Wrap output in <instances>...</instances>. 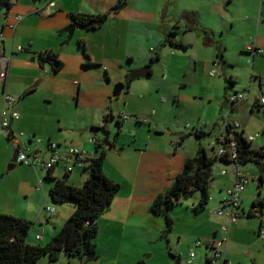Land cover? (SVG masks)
<instances>
[{
  "label": "crops",
  "instance_id": "0c3cea01",
  "mask_svg": "<svg viewBox=\"0 0 264 264\" xmlns=\"http://www.w3.org/2000/svg\"><path fill=\"white\" fill-rule=\"evenodd\" d=\"M205 1L197 0L196 3L202 6ZM123 3V0H41L38 3L16 0L11 9L0 14V69L7 70L8 74L6 81H0V112L5 107L3 95L7 94L15 100L12 111L21 116L19 120H14L11 133L17 138L22 136L21 146L27 147L32 159H42L40 146L46 144L50 156L47 162L52 157L50 144H57L61 150L76 147L89 153L96 152L97 145H101L106 153L104 171L109 179L121 186L111 208L98 221L96 258L86 262L62 254L57 261L45 257L38 264H190L191 250L196 255L193 264H208L211 244L216 238L226 236L222 226L229 223L217 217L215 221H199L195 225L191 222L185 231L177 233V243L174 245L169 235L172 229L168 232L167 224L161 219L163 217L151 213L153 202L172 188L177 176L183 172L186 160L196 156L186 150L190 133L183 130L178 134L179 138L173 141L165 138L158 123H153L155 117L157 119L162 111L165 112L169 94L164 92L166 95H161L163 89L147 79L153 77L154 67L164 57L173 53H190V62L196 68L201 63L205 65L210 78H217L220 71L224 79L220 83L223 88L221 97L208 89L203 92L209 103L215 104L216 113L219 110L217 122L221 123V133L217 139L226 132L222 117L231 110L228 102L230 95L243 93L245 99L232 110L229 123L240 124V128L234 131L250 143L252 151L264 149V55L247 50L251 44L264 51V0H243L233 9L228 7L233 0L225 7L216 0L210 11L215 16L211 26L202 21L200 7L186 6L179 11L173 0H129L125 8L114 11ZM51 4H54L55 13L43 16L40 12ZM106 14L107 19L96 30H85L71 20V15ZM17 17L22 20L18 21ZM225 19L230 22L232 31L239 32L240 41L231 52L245 54L247 62L243 61V65L249 74L248 80L236 73L237 63L229 59V45L224 40L218 41L220 53L216 56L217 63H214V50L202 48L216 45L213 33H225L221 27ZM70 26H75L71 41L66 32ZM196 26L204 28L203 37L199 40L190 36ZM170 33H175V42L186 48L169 45L166 40ZM197 53L211 57L202 60ZM48 54L56 56L61 62L58 72H54L53 66L42 59ZM220 54L223 64L220 63ZM152 60L157 61L152 72L149 71L150 76L132 80L127 87L129 74L146 69ZM213 71L217 72L214 77L211 76ZM231 81L233 86L230 85ZM120 84H124V89L117 99L125 107L112 112L110 99ZM213 84L219 88V83L214 81ZM56 98H62L69 104L76 103L77 110L80 109L82 122L73 131V145H61L62 139L58 136L51 113L38 115L30 112L31 106L52 105ZM176 104L175 98L172 105ZM147 105L154 108L152 113L146 108ZM162 107L157 115L155 108ZM121 115L148 117L151 124L145 126L134 120L132 144L118 145L124 124L132 122V119L122 121ZM111 119L122 123L119 136L114 142L110 141V146H103L104 140L97 138L94 129L101 128L100 122ZM210 127L216 129L214 125ZM23 137L28 139L23 141ZM95 137L97 144L91 143ZM7 141L10 144L2 142L0 148V214L32 222L34 227L29 242L45 247L63 229L75 208L71 205L57 206L59 208L56 210L53 208L54 213L49 212V191L52 187L45 191L42 182L40 188L39 182L43 181L41 166L17 165L16 173L7 176L6 169L12 161L10 152L14 149L10 140ZM213 150L217 153L218 147ZM61 167H56L54 173ZM229 167L230 171L221 173V177L229 181L228 185L226 182L225 186L223 183L219 186L220 193H224L210 196L215 212L226 197L225 190L229 191L235 184L236 168ZM239 171L250 183L241 194V217L227 233V259L232 264H261L259 257L264 254V208L259 225L249 227L246 223L259 214L253 212V217L250 216L254 204L261 197L253 200V191H249V187L251 179L260 180L262 172L256 164L246 168L242 166ZM223 172L227 174L223 175ZM65 173L64 169L63 177ZM74 173L70 175L71 181ZM81 173L83 175L84 171ZM259 182V188H262L263 184ZM250 202L251 209L247 208ZM40 235L41 239H38ZM197 241L202 242L201 247H195Z\"/></svg>",
  "mask_w": 264,
  "mask_h": 264
},
{
  "label": "rangeland",
  "instance_id": "374dc122",
  "mask_svg": "<svg viewBox=\"0 0 264 264\" xmlns=\"http://www.w3.org/2000/svg\"><path fill=\"white\" fill-rule=\"evenodd\" d=\"M173 1H174L176 9L178 8L179 11L181 9H184V7L186 6L200 7L199 9L202 14V21H205V24L210 25V26L213 24V19L215 16L210 11L213 9L212 5L215 4L216 0H207V2L204 0L205 4H203L202 6L200 5L199 2L196 3L197 0H173ZM218 1H220L225 7L230 0H218ZM239 2L242 3L243 0H233V4H231L228 7L230 9H233V7L237 5ZM221 27L225 30L224 34L223 33L221 34V32L213 33V40L215 41L216 45L210 46L208 48L202 46L203 50H214L213 58H214V63H215L217 61L216 56L218 55L220 51V46H219L218 41L224 40V43L229 45V48L227 51L229 59L237 63L236 73L240 77L248 80L249 74H247L246 66L243 65V61L247 62V58L246 57L244 58L245 54L240 55L239 52L238 53H236L235 51L231 52L235 44L240 41L239 32L232 31L230 29L231 25L228 19L222 20ZM203 29L204 28L201 26H196L195 32H193L190 36H194L196 40H199L201 36L203 37L202 35ZM241 36L243 37V35ZM167 53L169 54L170 51H167ZM172 55H168V57H164V59H162V61L159 64H156V66L154 67L153 77L150 79H147V81L152 82L154 84L155 83L158 84L163 89L161 95H166L164 92H167L169 94V97H168L169 103L166 107H164V109H166L165 112L163 113L162 111L161 116H159V118L156 119L155 117L153 123L159 124L158 128L164 131L163 134L166 136L165 138H170L174 141L179 138L178 134L183 132V130H184V133L189 134L190 131L186 130V127L188 126L191 128L190 130H192L194 127H197L200 124H212L213 122L215 123L219 120V118H217L219 117L218 115L219 110L216 113V111L214 110V108H216L215 104H210L208 97L204 96L203 92L206 89H208L214 95L219 94L221 97L223 88L220 87V83L224 82V79L222 78V74L220 73V71H219V76H217V78L215 79L210 78L209 72H207L205 65H203L202 63L199 64L198 68H196L195 64L190 62V55H191L190 53H185L184 55L182 54L177 55L173 53ZM174 55H177V56L175 57ZM197 56L202 60H206L207 58L211 57L208 54L204 55L202 53H197ZM214 81L217 82V84L219 83V88L215 84H213ZM239 88L241 89L240 86ZM174 97L177 100L176 106L172 105V101L175 99ZM119 98L120 97H118V99ZM118 99L113 97L112 99H110V103L108 102L112 112L117 111L121 107H125L124 104H120ZM146 108H149V111L151 113L154 110V108L150 107L149 105H147ZM155 109H156L157 115H159L163 107L155 108ZM30 112H33L38 115L44 114V113H51L54 116L53 122L55 124L58 136L61 137L62 139V142H61L62 146L72 144V142L74 141L73 135L75 134L73 133V131L74 129H78L82 122L80 109L77 110L76 103L69 104L66 102V100L62 98H56L55 102L52 105L45 106V104L44 105L38 104L36 106H31ZM131 121L132 122H130L129 124H124L122 128L121 136L118 138V141H117L118 145H122L123 143H127L128 145L132 144L133 139H134L133 138V130H134L133 128L135 127L133 126L135 124V121L134 119H132ZM217 123H218L217 126L219 127L216 126V129L214 127H208L205 129L207 132L212 131V133L211 134L209 133L210 135L201 141V146H203L206 149L210 157H216L217 155L215 150L212 149L213 144L216 142L217 137L221 133L220 132L221 123L219 122ZM100 125H101V128L111 133L110 141L114 142L116 140L117 135L119 134V130L121 126L117 123V120L111 119L110 121H108L107 124H105V120H104L103 122H100ZM17 133L18 135L20 134V132H17ZM92 134L91 136H93ZM95 134L99 140L101 139L104 140L101 134L97 132H95ZM26 137H23V141L28 139ZM37 139H40V138H37ZM2 142L7 145L9 143L5 135L1 137L0 148H1ZM45 145L46 144L44 143L42 146H40V143L38 145L40 146L41 152L43 154L42 159L39 160L38 166H41V164L44 162L46 163L50 158L49 153L47 152V146ZM199 148H200V143L196 141L194 136L187 138L186 150L189 153H191V155H194V156L197 155ZM13 151L14 149L12 148V151L10 152L11 155ZM30 151H31V148H30ZM248 165L253 166L255 164L250 163ZM248 165H246L245 168L248 167ZM40 170H42L40 175L43 180L42 181L43 189L47 191L46 189H49V187H53L54 182L48 181L45 179L47 175V169L42 168ZM6 171H7V176H10L11 174H14L15 172V171L8 172V169H6ZM222 171H230V167L222 164L218 160L215 166L213 167V176H212V181L210 183V196L211 197H213V195L214 196L220 195L221 193L219 190V186L221 185V183H223L224 184L223 186H225L227 182L224 177H221ZM63 172H64L63 167L57 168L54 173V177L57 179H62ZM75 172L76 173L72 175L73 176L72 181L69 180L70 181L69 183L76 187H83L84 185L83 183L85 182H81V181L83 180L87 181L88 174L81 175L82 170H77ZM228 184H229V181L227 182V185ZM259 184L261 183L259 182L258 179H254L253 181L251 179L249 191H253V193H251L254 195L253 200H256L258 196H260L261 199L262 198L264 199V189H263L264 184L262 188H259ZM227 191L228 190H225L226 196H227ZM200 197H201L200 194H196L195 196L191 198L182 199L180 205H178L174 209V211L170 213V216L172 220L174 221V226L172 229V233L169 235L171 236V239L173 240L174 245L177 243V240H176L177 233L185 231L191 222H194L193 224L195 225L199 221L200 222L215 221V219L218 217L216 214L214 216L215 208L211 205V201H209L206 211L203 214L198 215L200 217L195 215L193 209L199 204ZM48 206H50L51 208H55V210L59 208L53 205L52 202L49 200H48ZM251 207H252V202L247 203V208L251 209ZM161 219H163L166 223L165 217ZM241 220H246V219H241ZM248 221L249 222L246 223V225L249 227L259 225L261 221V217L259 214H257L255 218H251ZM257 248L258 247L256 246L255 251L257 250ZM259 260L261 264H264V254L260 255Z\"/></svg>",
  "mask_w": 264,
  "mask_h": 264
},
{
  "label": "trees",
  "instance_id": "16d2710c",
  "mask_svg": "<svg viewBox=\"0 0 264 264\" xmlns=\"http://www.w3.org/2000/svg\"><path fill=\"white\" fill-rule=\"evenodd\" d=\"M32 1L38 3L41 0ZM15 2L16 0H0V14L11 9ZM107 17L108 14L103 16L71 15V20L76 26L85 30H96L98 26L94 23L96 21L103 23ZM174 36L175 33H170L166 42L173 47L186 48L183 44L175 42ZM42 59L53 66L54 72H58L62 66L58 58L51 54L42 57ZM156 61L152 60L147 67L150 73ZM127 80V87H129L132 80L130 78ZM233 84L231 81L230 85L233 86ZM118 124L121 125L122 123L118 122ZM213 125L217 126V123L205 125L201 132H189L190 135L188 136H194L196 141L200 143L197 155L186 160L184 170L177 176L172 188L164 195L159 196L151 206L152 215L166 218L168 232L174 226L170 213L180 205L182 199L200 194L199 204L194 207L193 211L197 216L205 212L210 201L213 167L218 160L227 166H235L236 163L241 166L250 163L258 165L259 168L262 166L264 149L252 151L250 143L238 133H234L238 153L236 161H232L228 155L219 159L210 157L206 149L201 146V141L210 135L204 130ZM105 161L106 153L101 145H97L95 158L83 170L84 174H88L83 187L70 184L71 174L69 173H65L62 179H57L53 177L54 170L47 171L45 179L54 182L49 191V199L52 204L55 206L71 205L75 208L63 229L47 246L32 245L29 242V236L34 227L32 222L12 215L0 214V264H38L45 257L57 261L62 254L70 258L78 257L86 262L90 261L87 256L96 255L98 221L109 211L121 189L120 184L107 177L104 171ZM263 179L264 172H262L259 181L263 182ZM254 207L256 209L251 211L250 216L253 212H258L262 217L264 200L258 199ZM173 257L177 259L175 256Z\"/></svg>",
  "mask_w": 264,
  "mask_h": 264
},
{
  "label": "built area",
  "instance_id": "2783aa9c",
  "mask_svg": "<svg viewBox=\"0 0 264 264\" xmlns=\"http://www.w3.org/2000/svg\"><path fill=\"white\" fill-rule=\"evenodd\" d=\"M43 16H50L55 13L54 4H51L49 8L42 10L40 12ZM18 21H21V17H17ZM248 52H256L259 55H264V51L260 49L254 48V46L249 45L247 48ZM5 61V60H2ZM1 61V62H2ZM5 65H7L5 63ZM217 72L213 71L211 73V76H216ZM7 70L0 69V81H6L7 79ZM245 99V96L243 93H235L233 95H230V98L228 99V102L230 103V112L228 114L223 115L222 120L224 122V125L226 126V132L221 134V136L216 140V142L213 144V149H216L218 147V152L216 153V157L223 158L225 156H229L232 161H236L238 159V153H237V142L235 141L234 133H236L234 130L239 129L240 124H230V113L232 110H234L235 106L243 101ZM3 101H4V109L1 112L0 115V138L5 135L8 140L13 144L14 149L20 150V156L18 158V165H26V166H38L39 160L38 158L34 157V159L31 158L30 155L27 153V147L21 146V137L17 138L14 136L11 131L9 130L10 127V119L19 120L20 114L12 111V106L15 103L14 98L11 96L4 94L3 95ZM165 102V100H163ZM262 103L264 104V98L262 99ZM120 119L122 121H129L131 119L136 120L141 125H149L151 124V120L148 117H133L129 115H121ZM206 124H200L197 127H194L192 130L188 126L186 127L187 130H189L191 133L195 132H201ZM235 125V126H234ZM252 140V139H251ZM96 137L91 140V143L97 144ZM49 151L52 153V157L49 162H44L41 164L42 168H45L48 170H54L56 167L63 166L66 173L72 174L77 170H85L88 166L91 160L95 158V152L89 153L84 150H81L76 147H69L65 150H61L60 146L57 144H51L49 146ZM229 159V158H228ZM236 168L235 170V184L233 188H231L227 192V196L224 198L221 207L215 212V214L220 217L224 218L228 221L229 225H223L222 231L226 233V236L221 238H216L213 243L211 244V255L208 258V264H232L227 259V246L229 242V237L227 236V233L229 232V229L232 225L237 224L240 217H241V194L246 190L247 186L249 185V180L247 177L242 175V173L239 171L242 166L238 163L234 166ZM227 174V172H223V175ZM40 188H42V181L39 182ZM50 213H54V209H49ZM43 234V233H42ZM41 234V235H42ZM41 235L38 236V239H41ZM262 238L264 239V235H262ZM202 242L197 241L195 243V247H201ZM190 264L194 263L195 260V252L194 250H191L190 253Z\"/></svg>",
  "mask_w": 264,
  "mask_h": 264
},
{
  "label": "water",
  "instance_id": "95a60500",
  "mask_svg": "<svg viewBox=\"0 0 264 264\" xmlns=\"http://www.w3.org/2000/svg\"><path fill=\"white\" fill-rule=\"evenodd\" d=\"M128 1H129V0H123L124 3H123L119 8L114 9V11H120L121 9L125 8L126 5H127V2H128ZM90 25H92V24H90ZM94 25L100 27V26L102 25V22H100V21H96V22L94 23ZM89 27H90V26H89ZM66 32H67L68 35H69V41H71V40L73 39V36H74V33H75V26H70V27L66 30ZM219 53H220V51H219ZM0 58H1V57H0ZM219 58H220V62H221V64H223V63H224V62H223V56H222L221 54L219 55ZM3 59H5V57H4ZM148 76H150V73H149V70H148L147 68H146V69H143V70L134 71V72H131V73L129 74V78H130L131 80L142 79V78H146V77H148ZM123 89H124V84H120V85L116 86V89H115V92H114L113 97H114V98H118V97L120 96V94L122 93ZM13 122H14V121H13L12 119H10V127H9V130H10V131H12ZM107 123H108V120L105 121V124H107ZM96 132L99 133V134H101V136L104 138L103 146H110V145H111V144H110V143H111V142H110V136H111V133H110L109 131H106V130L103 129V128H98ZM19 156H20V150H18V149H14V151H13V153H12V161H11V164L8 165V167H7L8 172L14 171V170L16 169V167H17V165H18L17 162H18V158H19ZM260 171H261V172H264V165H262V166L260 167ZM262 184H264V179H263ZM255 209H256L255 207L252 208V210H255ZM94 258H96V255H90V256H87V259H88V260H92V259H94ZM88 260H87V261H88Z\"/></svg>",
  "mask_w": 264,
  "mask_h": 264
}]
</instances>
